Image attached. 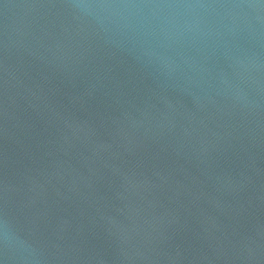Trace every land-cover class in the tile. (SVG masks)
I'll list each match as a JSON object with an SVG mask.
<instances>
[{
  "label": "water",
  "instance_id": "95a60500",
  "mask_svg": "<svg viewBox=\"0 0 264 264\" xmlns=\"http://www.w3.org/2000/svg\"><path fill=\"white\" fill-rule=\"evenodd\" d=\"M0 264H264V0H0Z\"/></svg>",
  "mask_w": 264,
  "mask_h": 264
}]
</instances>
